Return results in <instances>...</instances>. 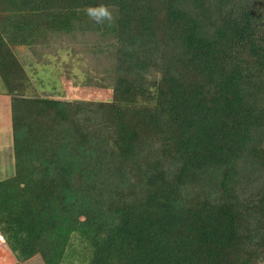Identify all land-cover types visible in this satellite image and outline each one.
<instances>
[{"label": "trees", "instance_id": "trees-1", "mask_svg": "<svg viewBox=\"0 0 264 264\" xmlns=\"http://www.w3.org/2000/svg\"><path fill=\"white\" fill-rule=\"evenodd\" d=\"M99 5L111 100L7 90L0 238L19 264L74 241L78 264H264V0H0V63L32 18Z\"/></svg>", "mask_w": 264, "mask_h": 264}, {"label": "rangeland", "instance_id": "rangeland-1", "mask_svg": "<svg viewBox=\"0 0 264 264\" xmlns=\"http://www.w3.org/2000/svg\"><path fill=\"white\" fill-rule=\"evenodd\" d=\"M111 13L113 20L103 23L90 18L87 10L43 15L28 22V25L42 30L43 35H37V30H33L34 36L29 39V43H25L17 42V36L13 34L8 43L9 56L0 63V141L2 136L6 137L2 139L5 145L0 147V178L12 174L14 168L12 148L9 146L11 121L9 97L6 95L8 89L13 87L27 95L68 101L111 100L116 62L115 42H94L95 36L114 37L116 12ZM26 36L30 37V34ZM3 73L7 85L2 79ZM17 75L18 79L15 78ZM72 247L78 249V254L73 249L74 257L70 256L72 260L64 264L86 263L85 260H79L83 253L82 246L74 241ZM0 264H19L3 238H0ZM20 264L43 262L35 256Z\"/></svg>", "mask_w": 264, "mask_h": 264}, {"label": "clouds", "instance_id": "clouds-1", "mask_svg": "<svg viewBox=\"0 0 264 264\" xmlns=\"http://www.w3.org/2000/svg\"><path fill=\"white\" fill-rule=\"evenodd\" d=\"M87 14L97 23H103L104 21L111 22L113 20V15L111 11L108 9L107 6L104 5L89 7L87 9Z\"/></svg>", "mask_w": 264, "mask_h": 264}, {"label": "crops", "instance_id": "crops-1", "mask_svg": "<svg viewBox=\"0 0 264 264\" xmlns=\"http://www.w3.org/2000/svg\"><path fill=\"white\" fill-rule=\"evenodd\" d=\"M32 96H34V95H32ZM5 132H6V131H5ZM9 133H10V135L8 134V135L10 136V143H9V146H11V136H12V134H11V129H10V132H9ZM3 138L5 139L6 137H3V136L1 137L0 147H2V146L5 145V143L3 144V142H4V141L2 140ZM10 171H11V170H10ZM8 172H9V169H8ZM14 258H15V257H14ZM15 260H16V259H15ZM16 262H17V261H16Z\"/></svg>", "mask_w": 264, "mask_h": 264}]
</instances>
